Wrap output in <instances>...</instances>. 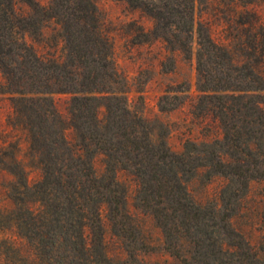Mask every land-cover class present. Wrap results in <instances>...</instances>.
Segmentation results:
<instances>
[{"label": "trees", "instance_id": "trees-1", "mask_svg": "<svg viewBox=\"0 0 264 264\" xmlns=\"http://www.w3.org/2000/svg\"><path fill=\"white\" fill-rule=\"evenodd\" d=\"M23 1L31 14L20 15L15 0H0V96L12 106L0 121V172L12 178L6 189L13 204L0 209V234L17 238H0V264H114L103 208L123 229L133 227L118 169L134 177L135 206L153 216L178 264H264L232 222L251 182L264 183V22L250 8L259 0H233L243 7L235 20L240 61L232 42L217 40L198 18V0H115L153 21L135 40L163 42L173 55L162 61L164 73L175 71V54L193 59L197 34L195 109L219 122L223 138L188 141L180 153L170 148L161 121L130 104V81L115 63L93 0ZM49 21L62 30L64 57L41 55L25 39L42 36ZM97 153L107 158L102 176L93 164ZM33 169L40 174L34 183ZM199 175L226 180L221 208L195 200L188 183Z\"/></svg>", "mask_w": 264, "mask_h": 264}, {"label": "rangeland", "instance_id": "rangeland-1", "mask_svg": "<svg viewBox=\"0 0 264 264\" xmlns=\"http://www.w3.org/2000/svg\"><path fill=\"white\" fill-rule=\"evenodd\" d=\"M42 5H48L50 0H37ZM99 12L101 28L112 41L114 60L118 69L128 78L131 85L129 93L130 104L142 115L151 120L161 121L168 131L167 142L176 153L183 151L186 142L210 143L223 138L219 122L211 116H204L195 109V102L200 93L197 90V71L195 53L197 50V34L194 38L193 59L186 60L175 54L177 67L175 71L164 73L161 63L166 57L173 55L167 51L162 41L137 44L135 35L139 28L145 32L153 28V21L138 10L131 9L125 2L115 0H93ZM16 10L20 15L31 14V8L23 0H15ZM198 18L206 20L212 27L213 36L217 40L232 42L236 60L240 61L241 28L235 20L243 10L240 1L233 0H198ZM261 16L264 22V0H259L250 6ZM228 22L231 24L228 25ZM233 22V23H232ZM27 42L31 43L41 55L51 54L57 57L65 56V43L61 28L53 21H49L42 29V36L36 39L29 33L25 34ZM169 65V62H167ZM0 72V82L2 81ZM142 89L143 94L137 93ZM187 92H179L185 91ZM168 99L162 100L164 96ZM142 96V100L139 99ZM180 100H178V99ZM182 102L176 109L161 112L160 105L168 109ZM58 105L65 114V98L58 101ZM12 113L11 102L8 97L0 96V121L6 123ZM69 131V138H72ZM23 144V150H26ZM107 158L102 153L94 156L93 164L97 175L106 172ZM39 171L31 170L30 181L39 179ZM11 176L0 172V209L13 207L7 194L6 185ZM117 179L127 187V211L131 215L129 227L122 228L110 216L108 207L103 208L104 241L107 253L114 264H178L165 250L164 236L153 216L135 206L137 183L134 177L123 169H118ZM226 180L216 177L207 180L204 175L195 177L188 183V188L200 204H213L222 207L220 192ZM234 227L241 232L254 249L264 258V183L253 181L249 191L241 202L233 220ZM8 236L17 239L13 231L0 234V238ZM138 242L136 243V241ZM132 250L136 262L130 260L129 251Z\"/></svg>", "mask_w": 264, "mask_h": 264}]
</instances>
